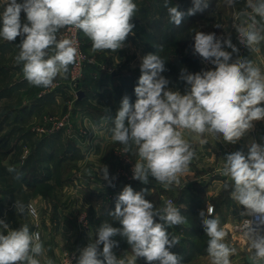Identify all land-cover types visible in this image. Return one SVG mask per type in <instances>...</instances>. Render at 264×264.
I'll return each instance as SVG.
<instances>
[{"label":"clouds","instance_id":"1","mask_svg":"<svg viewBox=\"0 0 264 264\" xmlns=\"http://www.w3.org/2000/svg\"><path fill=\"white\" fill-rule=\"evenodd\" d=\"M236 2L228 0L231 6ZM163 6L171 23L180 26L185 15L203 11L208 3L193 0L187 13L178 10V6H169L168 0ZM246 7L251 10L242 13L247 18L234 27L241 44L250 51H259L258 45L264 42V0H246ZM137 10L133 0H5L0 13V38L11 42L24 37L15 61L22 65L23 75L31 85L48 88L58 76L67 78L69 65L75 64L78 56L73 40L58 39L61 29L82 31L92 42L93 52H116L133 32L135 25L130 21ZM22 11L27 21L23 24ZM225 46L232 52L225 51ZM163 47L159 45L158 49L163 51ZM193 48L215 65V70L195 74L182 70L180 79L188 85L186 94L168 88L170 81L161 75L167 70L165 60L157 53H149L140 64L141 75L134 88L136 102L131 104L125 95L116 111L111 140L123 145L124 152L135 147L138 159L132 169L133 179L143 184L149 182V176L165 187L180 183L195 155L185 132L208 134L215 139L222 134L225 142L235 144L254 127L253 121L264 119V107L260 106L264 102V73L260 67L247 58L229 63L232 53L238 52L230 37L197 31ZM100 171L102 179L114 187L115 177H109L108 167L103 166ZM219 171L232 181L231 199L248 210L242 215L258 214L257 220L264 224V145L253 141L247 156L242 151L227 154ZM8 172L15 173L14 180L22 177L14 167H9ZM229 186L224 185L225 189ZM144 191L135 192L130 185L123 188L114 211L109 213L122 227L104 222L97 230L98 238L80 250L76 264H136L140 257L147 264H182V257L171 251L181 237L170 236L168 228L187 224V218L172 201L155 208L145 199ZM14 207L18 214H37L35 207L19 200ZM213 213L211 204L207 216L204 211L199 213L208 237L210 264H232L230 257L237 250L225 242L228 234L219 216ZM155 217L161 222H156ZM244 229L251 264H261L264 236L255 235L251 221L245 220ZM118 235L126 239L130 256L118 259L113 253V248L119 246L113 238ZM44 253L38 231L30 232L27 224L13 230L0 220V264H41L39 257ZM47 264L53 261L48 259Z\"/></svg>","mask_w":264,"mask_h":264},{"label":"rangeland","instance_id":"2","mask_svg":"<svg viewBox=\"0 0 264 264\" xmlns=\"http://www.w3.org/2000/svg\"><path fill=\"white\" fill-rule=\"evenodd\" d=\"M186 1L168 0V3L169 6H178V10L181 11ZM142 3L147 15H165L166 20H169L167 9L163 6L164 0H142ZM213 4L215 8L211 16L197 23L191 31L176 35L163 47V51L150 49V44L146 39L148 28L146 24L142 25L144 11L143 9L139 12L137 10V18L131 22L135 25L133 31L136 34L132 35L129 47L116 51V56L120 60L115 61L106 69L94 66L88 71L80 87H75L71 82V65L72 93H69L72 95V100L65 101V106L61 104L65 110L72 107L71 114H64V112L53 114L52 111L44 117L35 118L34 123L27 125L29 118L23 115L25 112L16 110L22 104L18 102L13 105L9 97H5L6 101H2V96H0V220L5 221L13 230L27 224L30 232L38 231L41 234V240L43 243L46 242L44 244L45 253L39 257L41 264H47L45 259L47 257L55 260V264H76L80 250L98 238L97 230L104 222L112 223L117 228L122 227L108 212L114 209L119 187H124L125 183L140 182L133 179L132 172L138 154L135 147L129 152H124V146L113 142L111 134L97 131V124H102L103 121H101V116L96 117V113L103 112L102 119L109 121V127L112 128L122 98L126 95L131 104L136 102L134 88L141 75L142 57L149 53H157L164 59L167 70L161 75L170 81L169 89L179 91L183 95L186 94L188 85L180 79L182 70L186 69L187 73L191 74L215 70V65L194 52V36L197 31L206 34L215 33L217 37L224 39L230 37L231 42L235 40L236 48L242 53L245 52L247 47L240 48L237 42V31L234 27L235 5H230L229 8L228 0H214ZM137 8H139L138 5ZM222 14L226 15V22L221 19ZM236 15L238 18L239 12ZM81 38L83 42L82 34ZM85 51L88 53L86 48ZM89 56L92 58L90 54ZM11 62L10 57L8 63L11 64ZM193 62L197 64V67L191 66ZM87 79H89L88 82H86ZM8 82L11 86L10 78L6 83ZM11 91V87H7L2 95L11 94ZM80 91L84 92L81 100L78 96ZM96 93L107 98L99 101ZM87 100L88 103H86ZM77 101L84 104L85 112L76 118L73 109L76 108L75 102ZM261 105L264 107V104L261 103ZM82 127L84 132H81ZM92 136L95 137L94 140ZM185 139L188 140L195 153L194 161H191L189 169L195 172V178L199 175L209 176L213 172H220L218 170L222 169L227 154L242 151L247 156L252 141L264 145V119L260 120L259 128L249 130L237 142V145H227L226 148L220 143L223 140L222 134L215 139L208 134L198 136L195 133L185 132ZM202 139L210 143L207 146L201 145L203 148L199 149ZM76 142L84 145L83 153L80 152ZM204 153L208 156H204ZM81 156L86 157L80 162L79 157ZM103 166L108 167L110 178L115 177L112 180L114 187L102 179L100 169ZM9 167H14L21 173V179L14 180L15 173H9ZM189 176L187 174L182 176L175 188L174 185L167 188L161 186L151 176H149V182L144 184L145 189L150 190L146 199L152 202L155 208L160 209L168 201H172L188 220L187 224L168 228L170 236L181 237L180 243L171 251L175 253L179 249L182 261L189 259L195 252H200L198 248L202 245H196L194 250L191 245L196 242L202 243L187 235L184 229L189 227L192 230H202L204 226L199 213L204 211L207 216V207L211 204L214 207L213 216H219L221 226L228 234L227 243L237 251L239 250L242 255L244 253L249 255V246L238 243L240 239L249 243L246 234L238 230L243 220L249 216L242 215V213L248 210L231 199L230 193L233 189L230 178L222 180L220 184L223 186L219 193L210 196L205 194V187L212 183L211 176L202 177L197 181ZM226 183L230 185L228 189L224 187ZM189 191L190 193L187 194ZM159 193L163 196L161 197ZM16 200L35 207L36 216L18 214L14 207ZM154 219L156 222H161L158 217ZM202 236L207 242L206 233ZM113 239L118 241L119 246L113 248V253L118 259L131 255V248L125 238L118 235ZM242 246L243 249H241ZM102 247L101 245V251ZM246 256H242L239 264H249ZM99 258L103 259V257ZM136 264H147V261L140 257ZM197 264H210V262L201 259Z\"/></svg>","mask_w":264,"mask_h":264},{"label":"crops","instance_id":"3","mask_svg":"<svg viewBox=\"0 0 264 264\" xmlns=\"http://www.w3.org/2000/svg\"><path fill=\"white\" fill-rule=\"evenodd\" d=\"M17 2L22 3L23 0H17ZM133 2L139 6L138 12L141 9H143L144 4L142 3V0H133ZM1 6H5V0H0V7ZM229 8H230V5H229ZM235 9L237 11V12L236 11L234 12L235 25H236V24H239L242 20L247 18L246 15H242V13H247L250 9H248L246 7V0H237V2L235 3ZM2 11H3V8H0V13H2ZM143 11H144V15H143V19H142L143 20L142 25L145 26L146 18L151 17L152 15L151 16L147 15L145 13L144 9H143ZM238 12H239V16L237 18L236 13H238ZM135 18H137L136 13L132 17L130 22H132ZM221 19L226 22L227 21L226 15L222 14ZM139 20L141 21L140 18H139ZM236 20H238V21H236ZM231 21H232V19H231ZM21 22H22V24L27 22L26 21V14L23 11L21 12ZM62 32H63V29H61L60 32L58 33V39L62 38V36H61ZM135 34H136L135 31H133L132 33H130L128 35L127 39L124 41L123 47H129L131 37H132V35L134 36ZM233 35H234V33H233ZM82 36H83L84 47L86 48L88 53L92 56L93 60L95 61L94 65L90 64L87 67V74L89 73L88 71L90 69L94 68V66H98V67H100V69H106L112 63H115V61L120 60V58L116 56L117 53L112 52L111 50L93 52L91 50L92 42L83 34V32H82ZM23 38L24 37H22V36H18L14 41H11V42L5 41L2 38H0V96H2L1 97L2 101H6L5 97H9L8 99H9L11 104H13V103L17 104L18 102H20L22 105L19 106L20 108H16V110H21V112L22 111L25 112V114H23V115H25V117L29 118L27 125L28 124L31 125L32 123H34L35 118H38L39 116L44 117V116H46V114H48L52 111H53V114H61L63 112H64V114L65 113L71 114L72 107L66 108L67 111L64 108V106H65L64 102L68 101V100H70V101L72 100V95H70V93H72L71 92V82H70L71 65H69V72L67 74V78L65 79V78H61L58 76L54 80L53 86L48 87V88H44V87H36V86L31 85L25 79V77L23 75L22 65H18L15 61V57L18 55V53L20 51L19 46H20ZM232 44L235 45V40L234 41L232 40ZM258 48H259V51H250L248 48H246L244 53L240 52L238 49V52L232 53V58H231L232 61H229V63L235 61L237 58H247V59L253 61V63L256 66L260 67L261 72L264 73V42H261V44L258 45ZM225 51H228L231 53L232 49L227 48L225 46ZM10 57H11V61H12L11 64L8 63V61L10 60ZM8 78H10V82H11L10 85L11 86H9V82L6 83ZM88 81H89V79H87L86 82H88ZM7 87H11V89H12L11 94L5 95L6 94L5 93L4 95H2V93L5 92V89ZM95 95H97V98L99 101L103 100L104 98H107V97H104V95L99 94V93H96ZM89 100H90V98H89ZM62 103L64 104V106H61ZM75 103H76V108L73 109V112H74L73 114L77 118L80 114H84L85 108H83L84 104H82V102L80 103L77 101ZM86 103H88V100ZM260 106L262 107V105H260ZM87 113L88 112H86V114ZM96 114H97L96 117L101 116V121H103L102 124H100V123L97 124V131H100L102 133L105 132L107 134H111V131H110L111 128L109 127V125H110L109 121H105L104 119H102V116H104L103 112L96 113ZM92 117L94 118L95 116H92ZM104 122H106V124ZM259 123H260V120L253 121V125H254L253 128H257V127L259 128ZM32 130H33V128H32ZM84 131L85 130L82 127L81 132H84ZM81 138L83 139V137H81ZM94 139H95V137L92 136V140H94ZM76 143H78L77 145L80 148V152L83 153L84 145H82L80 142H76ZM209 143L210 142L199 143V146H200L199 149L203 148L201 145L207 146ZM220 143L222 145H225L224 148H226L227 145H233L232 143H228V142H225L223 140ZM221 144L217 143V145H221ZM234 145H237V143H235ZM210 155L213 156V154H210ZM204 156H208V155H206V153H204ZM85 157L86 156L79 157V158H81L80 162L83 161ZM219 169H221V168H219ZM194 173L195 172H193L191 169H188V172L185 173L184 175H186V174L190 175L189 177H192L193 180H195V181L200 180L202 177L211 176L210 179H212V181H211L212 183H209L208 186L205 187V194L207 193L210 196L218 194L221 187L223 186V184H220V183L225 178H228V177L222 176L220 174V172H213V173L209 174V176L208 175H204V176L199 175L198 178H195L196 176ZM125 184L130 185L135 192H140L142 190H145L144 191L145 199L148 196V194H150V192H149L150 190L147 188L145 189V185L141 182H139L137 184H128V183H125ZM126 185H123V186L125 187ZM173 185H174V188L177 186V184H175V183ZM173 185H172V187H173ZM161 186H162V184H161ZM96 187H97V185H96ZM124 187L118 188V191H119L118 194L123 190ZM96 189L99 191L98 187ZM109 190H111V189H109ZM112 190L114 191L115 189L113 188ZM162 193H163V191H162ZM162 193H159L161 197L163 196ZM189 193H190V191L187 194H189ZM118 194H116V196H118ZM236 206L238 207V205H236ZM114 209H115V206H114ZM114 209H112L111 211H114ZM75 227L76 226L74 225V228ZM184 231H186L187 235H190V237H194L199 243H202V244H198L197 242L192 243L191 248L194 250L193 246L202 245L201 246L202 251H200L198 253L195 252L189 259H185L184 261H182V264H190V263L197 264L198 260H201V259H203V261H209L210 262V257L208 256V253H207V242H206L204 236H202L205 232H202V230H192L189 227L184 229ZM241 237H243V236H241ZM206 239L208 240V238H206ZM225 242L227 243V240ZM45 243L46 242H44V244ZM238 243H239V245H243V243H244L245 245L249 246L248 241L243 242V239H240ZM241 249H243V246L241 247ZM246 255H247V253H244V255H242L238 250L235 255L230 257V260H231L232 264H237V263L239 264V262H241L242 256L245 257ZM45 259L48 260L50 258L47 257ZM51 260H53V259H51ZM53 262H54L53 264H55V260H53Z\"/></svg>","mask_w":264,"mask_h":264},{"label":"trees","instance_id":"4","mask_svg":"<svg viewBox=\"0 0 264 264\" xmlns=\"http://www.w3.org/2000/svg\"><path fill=\"white\" fill-rule=\"evenodd\" d=\"M207 3H208V7L205 8L203 11H198L191 16L185 15L180 26H176L174 23H171L170 18L169 20H166L165 15H161V16L153 15L151 17H147L146 25L148 28V33L146 35V39L150 44V49L156 50L158 49L159 45L165 46L167 43L172 41L176 35L191 31L197 23L204 20L210 14H213L215 8L213 4L214 0L212 1L208 0ZM192 7H193V1L187 0L181 11L187 13V10ZM191 66L194 68L195 66L197 67V64L193 62ZM110 212H108V214ZM202 232H204V228L202 229ZM195 247L196 245L193 246V248ZM198 250L201 251L202 249L199 247ZM175 253L182 257V254L179 251V249H177Z\"/></svg>","mask_w":264,"mask_h":264},{"label":"built area","instance_id":"5","mask_svg":"<svg viewBox=\"0 0 264 264\" xmlns=\"http://www.w3.org/2000/svg\"><path fill=\"white\" fill-rule=\"evenodd\" d=\"M82 31L76 30L72 27L64 28L62 38H68L75 42L76 46L78 47V56L76 59L75 64L72 65L71 69V82L75 85V87H80L82 81L85 79L87 73V67L92 64H95V61L89 56V54L85 51L84 44L81 38ZM237 35V42L240 48H246L245 45L241 44L238 39ZM264 104V102H262ZM258 214L249 215L245 218L238 228L240 232L245 233L244 224L245 220L251 221V226L256 230L255 235L264 236V224H260L257 220Z\"/></svg>","mask_w":264,"mask_h":264},{"label":"water","instance_id":"6","mask_svg":"<svg viewBox=\"0 0 264 264\" xmlns=\"http://www.w3.org/2000/svg\"><path fill=\"white\" fill-rule=\"evenodd\" d=\"M78 96H79V99L81 100V99L84 97V92H83V91H80L79 94H78ZM246 257H247V262H248L249 264H251L250 256L247 255ZM261 264H264V261H262Z\"/></svg>","mask_w":264,"mask_h":264}]
</instances>
